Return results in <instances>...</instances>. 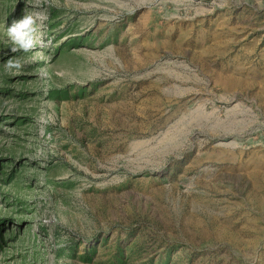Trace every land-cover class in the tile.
I'll list each match as a JSON object with an SVG mask.
<instances>
[{"label":"rangeland","instance_id":"374dc122","mask_svg":"<svg viewBox=\"0 0 264 264\" xmlns=\"http://www.w3.org/2000/svg\"><path fill=\"white\" fill-rule=\"evenodd\" d=\"M0 264H264V0H0Z\"/></svg>","mask_w":264,"mask_h":264},{"label":"clouds","instance_id":"9594fccd","mask_svg":"<svg viewBox=\"0 0 264 264\" xmlns=\"http://www.w3.org/2000/svg\"><path fill=\"white\" fill-rule=\"evenodd\" d=\"M34 24V19L30 15H25L21 19L16 20L7 29V35L9 38L17 45L19 48H23L27 51L33 46L34 40L32 37V32L35 30L32 25ZM17 50L13 48V51ZM21 66L20 62L9 60L6 63V68H19Z\"/></svg>","mask_w":264,"mask_h":264}]
</instances>
